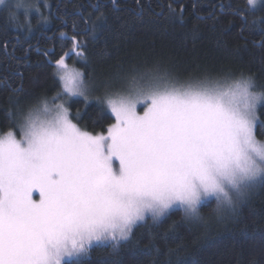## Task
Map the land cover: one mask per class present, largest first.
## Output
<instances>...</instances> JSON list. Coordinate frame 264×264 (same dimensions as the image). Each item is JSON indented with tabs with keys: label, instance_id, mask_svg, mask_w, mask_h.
Returning a JSON list of instances; mask_svg holds the SVG:
<instances>
[{
	"label": "snow or ice",
	"instance_id": "6c2138e0",
	"mask_svg": "<svg viewBox=\"0 0 264 264\" xmlns=\"http://www.w3.org/2000/svg\"><path fill=\"white\" fill-rule=\"evenodd\" d=\"M262 2L246 0L250 9ZM0 6L17 29L31 31L33 10L49 22L39 0ZM69 39L54 57L62 90L18 114L19 138L11 130L0 136V264H77L94 243L115 251L138 224L158 223L170 210L202 220L209 198L217 214L234 210L264 178L257 138L258 126L264 136L257 111L264 92L251 76L181 81L159 64L133 71L121 90L104 85L97 99L115 122L92 135L65 107L72 97L95 96L93 78L71 64L86 59L85 45Z\"/></svg>",
	"mask_w": 264,
	"mask_h": 264
},
{
	"label": "trees",
	"instance_id": "16d2710c",
	"mask_svg": "<svg viewBox=\"0 0 264 264\" xmlns=\"http://www.w3.org/2000/svg\"><path fill=\"white\" fill-rule=\"evenodd\" d=\"M46 3L51 8L39 0L49 22H40L33 10L31 31L8 25L7 9L0 6V136L19 132V113L42 107V99L62 90L54 57L68 50L73 35L85 45L86 59H74L72 66L101 86L88 101L72 97L65 104L73 123L91 134L105 133L115 121L97 99L104 85L121 90L125 76L157 64L181 81L251 76L255 90L264 92V2L256 9L246 0ZM18 15L25 22L23 8ZM258 108L264 120V104ZM257 138L264 140L259 126ZM215 207V199L201 204L202 220H187L182 209H173L158 223L138 224L115 251L94 243L77 264H264V181L234 210L217 214Z\"/></svg>",
	"mask_w": 264,
	"mask_h": 264
},
{
	"label": "rangeland",
	"instance_id": "374dc122",
	"mask_svg": "<svg viewBox=\"0 0 264 264\" xmlns=\"http://www.w3.org/2000/svg\"><path fill=\"white\" fill-rule=\"evenodd\" d=\"M15 1V0H14ZM259 5V4H258ZM257 5V6H258ZM257 8V7H256ZM255 8V9H256ZM107 84H109V82H107ZM110 85V84H109ZM100 86H101V82H97V83H95V91L98 89V88H100ZM81 98H83V97H81ZM262 105V104H261ZM261 105H259V106H261ZM258 106V107H259ZM65 107H67V105L65 104ZM68 108V107H67ZM259 109V108H258ZM258 109H257V111H258ZM115 118V117H114ZM69 119L71 120V118H70V116H69ZM73 122V121H72ZM115 122V121H114ZM113 122V123H114ZM15 134H16V136H17V138H19V132H17V131H14V130H12ZM106 133V132H105ZM91 134V133H90ZM99 134V133H98ZM5 135V134H4ZM92 135H96V134H92ZM3 136V135H2ZM262 181H264V178H260L259 180H257L250 188H249V190H248V194L244 197V198H242L241 200H240V202L239 203H243L244 202V200L248 197V195L251 193V192H253V190H254V188L256 187V186H258V184H260ZM37 194H35L34 193V198H35V196H36ZM211 199H214V198H209V200H207V201H210ZM203 204V203H202ZM178 209V208H177ZM171 211V210H170ZM122 242H124V241H122ZM66 260H67V258H66Z\"/></svg>",
	"mask_w": 264,
	"mask_h": 264
}]
</instances>
